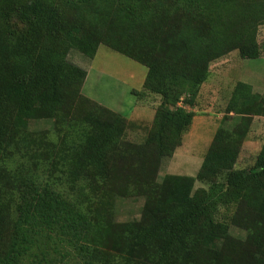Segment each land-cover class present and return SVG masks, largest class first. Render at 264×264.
Returning a JSON list of instances; mask_svg holds the SVG:
<instances>
[{
  "label": "trees",
  "instance_id": "obj_1",
  "mask_svg": "<svg viewBox=\"0 0 264 264\" xmlns=\"http://www.w3.org/2000/svg\"><path fill=\"white\" fill-rule=\"evenodd\" d=\"M263 25L264 0H0V264H264V138L240 165L264 90L237 79L197 173L159 182L212 64L260 58ZM101 45L147 68L133 94L160 97L142 143L82 93L70 51ZM128 197L141 217L116 221Z\"/></svg>",
  "mask_w": 264,
  "mask_h": 264
},
{
  "label": "rangeland",
  "instance_id": "obj_2",
  "mask_svg": "<svg viewBox=\"0 0 264 264\" xmlns=\"http://www.w3.org/2000/svg\"><path fill=\"white\" fill-rule=\"evenodd\" d=\"M258 39L263 49L260 58L242 60L237 52H232L227 57L212 64V74L209 82L202 87L196 100L194 108L196 113L192 124L184 134L182 144L176 149L175 154L163 160L160 171L162 177H159V182L162 181L164 175L169 173L180 175H194L197 173L202 163L203 152L207 149L209 141H212L214 129L221 124L224 109L236 80L242 79L245 81L249 79L238 78L237 75L264 73V25L260 27ZM70 53V60L87 71L82 93L91 100L127 117L130 126L126 130L125 140L136 144L142 143L152 124L155 106L160 102V97L156 96L157 100L154 103L156 105L153 106V100L149 101L148 99L146 106H143L142 99L132 92L133 90H143L147 68L105 45L99 47L93 58H88L75 49H72ZM230 74L235 76L229 77ZM139 111L145 118V121L141 124L133 121L132 116L135 112L139 113ZM228 124L229 122H225V125ZM30 126L32 129L46 128L54 136L52 121H33ZM207 127H209V130ZM263 138L264 118H256L241 150V166H248L253 162V158L260 150ZM201 185V183H197L196 186ZM106 193L112 194L109 191H106ZM103 197L104 191L98 195V200L103 199ZM144 202V197L117 199L113 212L115 220L124 222L139 219ZM225 209L222 214L231 211L228 208ZM231 232L236 236L244 235L242 231L235 227L231 228Z\"/></svg>",
  "mask_w": 264,
  "mask_h": 264
},
{
  "label": "crops",
  "instance_id": "obj_3",
  "mask_svg": "<svg viewBox=\"0 0 264 264\" xmlns=\"http://www.w3.org/2000/svg\"><path fill=\"white\" fill-rule=\"evenodd\" d=\"M247 78H250V80L248 79V81L253 86L255 92H257V93H262L263 92V90H264V73H261V74H252V75L247 74ZM148 99H149V101L150 100H153V106L156 105V104H154L156 102V100H157L156 95L145 94L143 96V98H142L143 106H146V103L148 102ZM138 103L140 104V102H138ZM132 116H133V119L134 120L133 119H131V120L137 121L140 124L145 121V118L143 117V114L140 113V111H139V113L138 112L137 113L135 112ZM218 127H219V125L217 127H215L214 130L216 131ZM207 129L209 130V127H207ZM215 131H214V133H215ZM214 133H213V135H214ZM213 135H212V138H213ZM210 142H211V140L209 141V144H210ZM208 146H207V148H208Z\"/></svg>",
  "mask_w": 264,
  "mask_h": 264
}]
</instances>
